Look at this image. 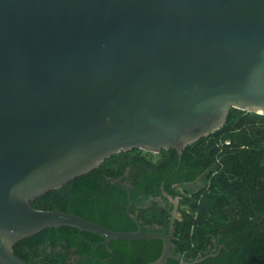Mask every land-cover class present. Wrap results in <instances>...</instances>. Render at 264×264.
Wrapping results in <instances>:
<instances>
[{
	"label": "water",
	"instance_id": "water-1",
	"mask_svg": "<svg viewBox=\"0 0 264 264\" xmlns=\"http://www.w3.org/2000/svg\"><path fill=\"white\" fill-rule=\"evenodd\" d=\"M230 107L264 114V0H0V264H30L13 245L61 226L109 252L159 239L145 264L180 261L178 197L163 193L167 232L142 231L129 202L136 230L31 201L121 151L181 156Z\"/></svg>",
	"mask_w": 264,
	"mask_h": 264
},
{
	"label": "trees",
	"instance_id": "trees-1",
	"mask_svg": "<svg viewBox=\"0 0 264 264\" xmlns=\"http://www.w3.org/2000/svg\"><path fill=\"white\" fill-rule=\"evenodd\" d=\"M163 191L179 196L180 219L174 221L171 238L175 254L189 264H264V114L230 107L225 124L188 144L181 156L174 148L159 153L138 148L121 151L34 198L31 205L75 213L112 230H134L136 224L126 212L127 198L160 196L167 202ZM135 209L133 204L130 211ZM170 209L150 200L138 208L136 217L143 229L152 224L167 231ZM58 238L79 243L81 254L90 253L93 243L101 240L96 234L61 226L19 240L13 251L28 261L26 250L40 257L38 244L45 239L55 243ZM109 247L115 263L145 264L160 255L162 242L119 239L111 240ZM111 253L99 245L93 257L99 261ZM202 256L206 257L194 262ZM61 258L45 254L38 262L62 264ZM168 264L181 263L168 259Z\"/></svg>",
	"mask_w": 264,
	"mask_h": 264
},
{
	"label": "flooded vegetation",
	"instance_id": "flooded-vegetation-1",
	"mask_svg": "<svg viewBox=\"0 0 264 264\" xmlns=\"http://www.w3.org/2000/svg\"><path fill=\"white\" fill-rule=\"evenodd\" d=\"M128 169L129 168L127 167L126 170L123 173V176H125V177L128 176ZM121 178L122 177L120 176L118 179H116V181H120ZM126 182H127V180L124 181V183H126ZM125 188L128 189V185H125ZM163 193H166V192L163 191L162 194ZM163 196H165V195L163 194ZM176 197H178V205H177V210H178V207H179V196H176ZM176 197H173V198H176ZM127 199H128V202L130 203V208H131V206L133 204H135V206H136V209L134 210V213H132L130 211V208H129V211L135 217L138 214V208L139 207H145L149 203L150 200L158 201L161 205H168V207L171 208L169 210V217H170V211L172 210V208L174 206L173 203L171 202V200H169L167 198V202H165V200L162 197H160V196H155V197L149 196L148 198L140 199L138 201L137 200L136 201H131L129 197ZM128 202L126 203V206H127ZM126 212H127V210H126ZM178 212H179V210H178ZM127 215H128V213H127ZM128 217H129V215H128ZM179 219H180V212H179ZM138 222H139V225H140V228H141L142 231H161V232H167V231L163 230L161 226H159V225H152V224L151 225H146L145 224L143 226L144 227V229H143L142 226H141V223L142 222L140 220H138ZM108 229H110V228H108ZM136 229H137V225H136ZM136 229H134V230H136ZM167 230H168V228H167ZM102 240H103V238L101 237V240L95 241L93 243V245H92L93 248H92V251L90 253L81 254V253L78 252V244L79 243H77V242L72 243V244H69L65 240H63L62 238H58L55 243H52L49 239H45L43 242H41V243L38 244L37 249H36V251H37L36 253L38 255H40V257L39 256L38 257H33V255L31 254V251L30 250H26L27 251L26 253H28L27 256H28V261H29V262L28 261H26V262L27 263H30V264H40V262H38V260L44 258L45 254H47V255H51V254L55 255V254H57L58 255V258L60 257V255L62 256V258L60 260L62 262V264H119V263H115V261H113V254L111 253L112 250L109 252L108 249H107V251L109 253H111V255L110 256H107V257H104V258H100L99 261H98V259H96V258L93 257V254H94L96 248L99 245H101V244H99V242H101ZM108 247H109V244H108ZM177 255H179V254H177ZM169 259H172V258H169ZM173 260H175V259H173ZM181 260L182 261H185L187 264L190 263V262H188V261H186V260H184V259H182L180 257V263L181 264H182Z\"/></svg>",
	"mask_w": 264,
	"mask_h": 264
},
{
	"label": "built area",
	"instance_id": "built-area-1",
	"mask_svg": "<svg viewBox=\"0 0 264 264\" xmlns=\"http://www.w3.org/2000/svg\"><path fill=\"white\" fill-rule=\"evenodd\" d=\"M228 143V142H227Z\"/></svg>",
	"mask_w": 264,
	"mask_h": 264
}]
</instances>
